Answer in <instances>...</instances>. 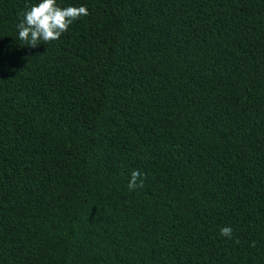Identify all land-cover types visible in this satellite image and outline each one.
<instances>
[{
	"label": "trees",
	"instance_id": "1",
	"mask_svg": "<svg viewBox=\"0 0 264 264\" xmlns=\"http://www.w3.org/2000/svg\"><path fill=\"white\" fill-rule=\"evenodd\" d=\"M38 2L0 0V264H264V0H57L30 48Z\"/></svg>",
	"mask_w": 264,
	"mask_h": 264
},
{
	"label": "clouds",
	"instance_id": "2",
	"mask_svg": "<svg viewBox=\"0 0 264 264\" xmlns=\"http://www.w3.org/2000/svg\"><path fill=\"white\" fill-rule=\"evenodd\" d=\"M26 8L27 10L21 13L22 19L17 24V30L19 39L30 48L38 47L41 42L50 43L59 40L75 21L89 15L86 6L61 7L57 0H39L30 7L26 5ZM145 178L144 173L133 170L128 189L133 191L137 187L142 188ZM232 231L230 227H223L220 234L231 238ZM252 246H255V242Z\"/></svg>",
	"mask_w": 264,
	"mask_h": 264
}]
</instances>
